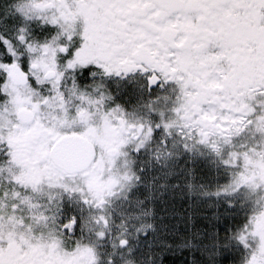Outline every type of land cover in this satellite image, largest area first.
Segmentation results:
<instances>
[{"label":"flooded vegetation","instance_id":"1","mask_svg":"<svg viewBox=\"0 0 264 264\" xmlns=\"http://www.w3.org/2000/svg\"><path fill=\"white\" fill-rule=\"evenodd\" d=\"M20 3H31L40 17L28 31L19 19L20 34L36 38L20 39L23 45L6 59L0 79V231L5 233L0 256L8 260L1 258L0 264H66L61 240L40 231L47 225L36 216L42 203L34 198L46 185L77 194L67 186L94 167L102 132L113 133L116 144L121 132L139 134L142 126L134 138L142 137L148 124H129L117 102L137 83L149 93L161 89L160 95L169 98L164 84H173L175 91L178 83L191 85L202 106L206 104L196 93L201 85L207 84L202 88L215 101L220 94L233 98L240 91L246 101L242 111L256 109L264 146V0H0V32L8 17L4 9ZM62 4L66 10L59 13ZM94 24L99 34L91 30ZM53 30L60 36L54 37ZM83 49L95 58L83 59ZM202 68L205 73L196 77ZM5 84L11 91L3 90ZM199 105L195 109L201 115ZM199 117L203 124L219 127L218 116ZM69 135L77 142L59 151L77 147V154L88 153L91 146L94 158L87 170L69 172L56 165L60 157L51 151ZM109 148L106 154L116 156V146ZM52 180L59 184H50ZM26 209L34 215L29 221ZM26 239L35 249L30 255L23 251Z\"/></svg>","mask_w":264,"mask_h":264},{"label":"rangeland","instance_id":"2","mask_svg":"<svg viewBox=\"0 0 264 264\" xmlns=\"http://www.w3.org/2000/svg\"><path fill=\"white\" fill-rule=\"evenodd\" d=\"M65 6L59 5L58 12L63 13ZM35 10L31 3L4 9L8 11L3 18L5 31L11 40L2 36L7 45L0 47V79L6 59L23 45L20 39L36 38L19 32V19L28 31L40 17ZM93 26L91 30L99 34V25ZM12 44L15 48H10ZM86 50L82 58L91 59ZM90 50L94 56L98 52L94 43ZM205 71L197 69L196 77ZM206 85L196 90L206 104L202 106L185 83H178L176 91L173 84H164L162 90L170 98L161 96V89L149 93L135 84L117 102L129 124H148L142 137L135 140L137 132H121L114 144L113 133L102 132L103 146L94 167L67 186L77 194L46 185L34 198L42 203L36 216L47 225L40 231L61 240L65 246L61 259L66 264H264L263 126L256 109L242 111L246 101L240 91H234L233 98L220 94L215 101L214 94L202 88ZM3 90L11 91L8 84ZM257 103L259 99L250 105ZM196 105L202 108L201 115ZM199 116H218L219 127L203 124ZM112 145L118 150L116 156L106 154ZM65 216L67 224L61 222ZM33 217L26 209V221ZM3 238L0 231V245ZM27 244L23 251L30 255L35 249Z\"/></svg>","mask_w":264,"mask_h":264},{"label":"water","instance_id":"3","mask_svg":"<svg viewBox=\"0 0 264 264\" xmlns=\"http://www.w3.org/2000/svg\"><path fill=\"white\" fill-rule=\"evenodd\" d=\"M142 131V126L138 128V133L140 134ZM77 142V139L74 135H69L61 138L56 145L52 149V155L57 156L56 165L68 170L69 172H77V171H84L89 168L91 165L94 153L89 146V152L83 153H76L77 147L70 148V151H59L60 148L74 145ZM59 151V152H58Z\"/></svg>","mask_w":264,"mask_h":264},{"label":"trees","instance_id":"4","mask_svg":"<svg viewBox=\"0 0 264 264\" xmlns=\"http://www.w3.org/2000/svg\"><path fill=\"white\" fill-rule=\"evenodd\" d=\"M2 36H5V38L7 37L6 41H8L10 38H9L8 32H6V31L5 32H0V47H1V49H5V46L7 45V42L3 41ZM1 82H2V80H0V83ZM2 99L3 98H2V94H1V88H0V102H1ZM241 256H242V252L236 258L238 260H240ZM164 262L166 263V259L164 260Z\"/></svg>","mask_w":264,"mask_h":264}]
</instances>
